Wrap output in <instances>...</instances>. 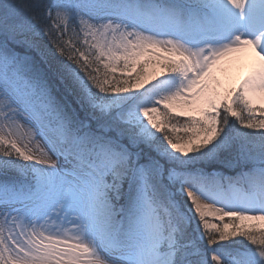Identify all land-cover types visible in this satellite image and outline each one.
I'll return each instance as SVG.
<instances>
[{"label":"snow or ice","instance_id":"obj_1","mask_svg":"<svg viewBox=\"0 0 264 264\" xmlns=\"http://www.w3.org/2000/svg\"><path fill=\"white\" fill-rule=\"evenodd\" d=\"M0 264H264V0H0Z\"/></svg>","mask_w":264,"mask_h":264},{"label":"rangeland","instance_id":"obj_2","mask_svg":"<svg viewBox=\"0 0 264 264\" xmlns=\"http://www.w3.org/2000/svg\"><path fill=\"white\" fill-rule=\"evenodd\" d=\"M243 59H244V54L241 55L239 66L233 72V82L239 80L248 72V71H244L241 67V63L243 62Z\"/></svg>","mask_w":264,"mask_h":264},{"label":"bare ground","instance_id":"obj_3","mask_svg":"<svg viewBox=\"0 0 264 264\" xmlns=\"http://www.w3.org/2000/svg\"><path fill=\"white\" fill-rule=\"evenodd\" d=\"M253 53H251V51L249 50V52L244 54V59L243 62L241 63V67L244 71H248L249 70V65L252 61L253 58Z\"/></svg>","mask_w":264,"mask_h":264}]
</instances>
